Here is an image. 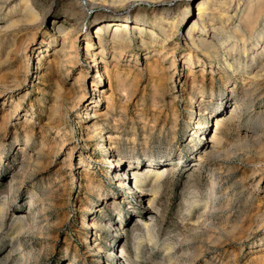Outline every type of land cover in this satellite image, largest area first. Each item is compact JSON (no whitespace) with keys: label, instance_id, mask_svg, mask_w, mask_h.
I'll list each match as a JSON object with an SVG mask.
<instances>
[{"label":"rangeland","instance_id":"1","mask_svg":"<svg viewBox=\"0 0 264 264\" xmlns=\"http://www.w3.org/2000/svg\"><path fill=\"white\" fill-rule=\"evenodd\" d=\"M90 1L0 0V264H264V89L245 97L252 68L192 42L216 43L211 27L238 19L212 2L201 22L206 0ZM94 53L106 63L95 68ZM133 155L151 174L143 193L121 185ZM94 242L104 255L88 261Z\"/></svg>","mask_w":264,"mask_h":264},{"label":"bare ground","instance_id":"2","mask_svg":"<svg viewBox=\"0 0 264 264\" xmlns=\"http://www.w3.org/2000/svg\"><path fill=\"white\" fill-rule=\"evenodd\" d=\"M97 1H99L98 3H105L106 4V1L107 0H92V1H90V2H93V3H95V2H97ZM111 1V0H110ZM121 1V0H120ZM119 1V2H120ZM135 1V0H134ZM149 1V0H148ZM150 1H152V0H150ZM154 1V0H153ZM152 1V2H153ZM113 2V1H112ZM111 2V3H112ZM118 2V1H117ZM117 2H115L114 1V3H115V5H116V3ZM118 2V3H119ZM132 2V1H131ZM136 2V1H135ZM212 2H214V6L215 5H217V4H219V7L217 8V9H220L219 10V13H221L222 14V16L223 17H225V18H227V21L228 22H230L232 19H235V18H237L238 20V22H237V24H235L233 27H231V29H230V31H225V29L223 28V26L221 27H218V28H216V27H211L212 28V30H213V33L214 34H219L218 35V37L217 38H214L215 37V35L213 36V39H216V43L215 42H207V41H199V42H196L195 40H192V42H193V44H195V45H197V48L199 47H206L207 49H208V47L209 48H211L212 50L213 49H221V50H223V51H225V53L229 56V57H231V56H233L232 58H233V61L234 60H236V62L238 63V65L239 66H242L243 65V62H245V66H246V68L247 69H249V68H252V70H249V72H248V75H247V83H245L244 85H242V89H241V93L242 94H245L244 96L246 97V96H248V95H250V96H253V98H254V95L256 96V93L258 92V91H260V90H262V89H264V0H206L204 3H202V4H200L201 6H200V8H198L200 11V13H199V18H200V20H201V22H204L205 20L207 21V19H205V17H203L201 14H202V12L203 11H201V10H203V9H205L206 7L205 6H208V5H210V3H212ZM91 4V3H90ZM122 1H121V4H119V5H121L122 6ZM95 4H93V6H94ZM118 5V4H117ZM229 5V6H228ZM101 6V5H100ZM120 7V6H119ZM204 7V8H203ZM225 7H229L228 8V10L226 11V9H225ZM29 8V7H28ZM216 8V7H215ZM29 9H32V8H29ZM242 9V14H241V16H239V11ZM212 10H215V9H212ZM231 11H233V13L234 14H230L231 13ZM30 12V11H29ZM29 12H26V13H29ZM206 12V11H205ZM216 12V11H215ZM230 12V13H229ZM25 13V14H26ZM210 14V13H209ZM218 14V13H217ZM30 16H31V21H33L34 19L36 20V19H38L37 17V13H34L33 12V10H31V14H29ZM215 16H217V15H215ZM221 16V15H220ZM25 17L26 18H28L27 17V14L25 15ZM30 18V17H29ZM209 18V17H208ZM214 18V17H213ZM212 18V19H213ZM215 18H218V17H215ZM29 20V19H28ZM209 20V19H208ZM215 20V19H214ZM213 20V21H214ZM30 22V21H29ZM34 22V21H33ZM35 22H37V21H35ZM31 23V22H30ZM207 23V22H206ZM222 23V22H221ZM222 24H224V23H222ZM233 24V23H232ZM174 25V24H173ZM203 25H204V28H203V30L205 31V30H207V29H205L206 27H205V24L203 23ZM211 26V25H210ZM195 27H197V26H195ZM32 28V27H31ZM98 29H100V32H101V28L99 27ZM97 29V30H98ZM77 29H75L74 31H76ZM140 30V29H139ZM141 31V30H140ZM99 32V33H100ZM130 33V32H129ZM63 41H62V49L64 50L65 48H66V43H67V40L66 39H68V38H70L69 36L70 35H72L73 34V31L71 30V29H66L65 30V32H63ZM76 34V33H75ZM127 34H128V32H127ZM224 34L225 35H227V37L225 38L224 37ZM141 35V34H140ZM113 36L115 37V38H117L118 39V41H119V39H122V40H124L125 38H127V37H124L125 36V34H124V32L123 31H121V28L119 29V27H115L114 28V33H113ZM140 37V36H139ZM192 38V37H191ZM116 39V40H117ZM192 39H195V38H192ZM126 40V39H125ZM215 41V40H214ZM116 42V41H115ZM125 42V41H124ZM124 42L122 41V43H123V45H125L124 44ZM70 45V44H69ZM127 45V44H126ZM68 46V45H67ZM74 47H77V46H75V41L72 43V47L69 49V50H71V49H73ZM90 47H91V44L90 43H88L87 42V44H86V52H90ZM116 49V48H115ZM114 49V50H115ZM201 49V48H200ZM62 50V51H63ZM68 50V49H67ZM113 50V51H114ZM116 50H118V49H116ZM120 50V49H119ZM122 50V49H121ZM120 50V51H121ZM59 51H61V50H59ZM64 51H66V49L64 50ZM75 51V50H74ZM123 51H124V49H123ZM208 51V50H207ZM206 51V52H207ZM211 51V50H210ZM54 52V51H53ZM70 52V51H69ZM219 52V51H218ZM77 53V52H76ZM104 54L106 53V52H103ZM208 53V52H207ZM71 54V53H70ZM69 54V55H70ZM122 52L121 53H116L115 52V54L113 55V59L115 60V61H117V62H119V60L122 58ZM54 55H55V53H54ZM236 55H239L240 57L241 56H243V57H245V61H243L242 59H240V57L238 58V59H236ZM80 56V55H79ZM93 58L95 59V61L97 62L96 64H95V68H97V65L98 64H105L106 62H105V60H104V55H103V57L102 58H97V55L94 53L93 54ZM149 58V57H148ZM148 58H146V59H148ZM57 59V58H56ZM78 59H80V58H78ZM249 59H250V61H249ZM58 60H59V58H58ZM114 60H112V61H114ZM125 61V60H124ZM39 62H40V60H39ZM229 62V61H228ZM61 63V62H60ZM235 63V62H234ZM39 64V63H38ZM65 64V63H64ZM117 64V63H116ZM120 64V63H119ZM193 64H194V61H193V57H192V54H191V56L189 57V59L185 62V64H184V66H186V68H185V70L187 71V74L188 75H193L192 73H193V71H192V68H193ZM232 64V63H231ZM41 65V64H40ZM107 65V64H106ZM236 64H234V66H235ZM102 66V65H101ZM115 66H118V65H115ZM176 65H175V63L173 62V69L174 70H176V67H175ZM237 66V65H236ZM227 67L228 68H232V65H230L229 63H227ZM40 68V67H39ZM108 68L106 67V66H104V68H103V71H101V70H98V77L96 78V79H99V83H101V81H102V77H103V75L105 74V75H110V78L112 77L111 76V73L107 70ZM116 71V70H115ZM231 71V70H230ZM118 72V71H117ZM117 72H115L116 74H117ZM205 72V70L202 72V74ZM228 72V71H227ZM113 73H114V71H113ZM229 73V72H228ZM114 76V75H113ZM116 76V75H115ZM109 78V77H108ZM117 78H118V76H116V80H117ZM110 80V79H109ZM112 80V79H111ZM115 80V81H116ZM172 80V79H171ZM113 81V80H112ZM173 81V80H172ZM118 82V81H117ZM193 82H195V80H193ZM197 82V81H196ZM243 84V83H242ZM176 85V84H175ZM194 85V84H193ZM171 86V85H170ZM195 87V86H194ZM101 88V87H100ZM93 90L95 91V92H99V89H98V85L97 86H95V87H93ZM240 90V89H239ZM63 92V91H62ZM201 92V91H200ZM60 93L61 92H57V93H55L56 94V96L57 97H55L56 99H57V101L58 102H60V103H58L56 106H57V108L59 107V106H61V95H60ZM61 94H64V93H61ZM259 95V94H258ZM79 97H80V101L82 100V98L84 97V96H80L79 95ZM79 97H77V98H79ZM211 99H209V101H214V99H215V95H214V92H212L211 93ZM249 97V96H248ZM247 97V98H248ZM62 98H63V95H62ZM101 99L99 100V102L98 103H100L101 101H103L102 100V98H105V96L104 95H102L101 97H100ZM244 98V97H243ZM250 98V97H249ZM246 99V98H245ZM63 101H64V99H62ZM79 100V99H78ZM106 100H107V102L108 103H110V101L112 100V99H110L109 97H107L106 98ZM56 101V102H57ZM75 101V100H74ZM205 102V96L204 95H201V102H200V105H202V103H204ZM78 103H79V101H78ZM240 103V102H239ZM238 103V104H239ZM194 104V103H193ZM222 104V103H221ZM225 104V103H224ZM90 105H92V103H90L88 106H90ZM63 106V105H62ZM215 106V105H214ZM223 106V105H222ZM235 106V105H234ZM77 107V106H76ZM94 109L96 108V107H98V106H92ZM220 107V106H219ZM108 108H111V110L112 109H114V105H108ZM218 109V108H217ZM56 110V109H55ZM58 110H59V108H58ZM239 110V109H238ZM60 111H61V109H60ZM235 111H237V106H235V109L233 110V112H231V114H233V113H236ZM56 111H54V113H55ZM57 113H58V111H57ZM62 113V112H61ZM212 113L213 114H215L216 113V111L214 110V111H212ZM56 114V113H55ZM88 114H90V113H88ZM101 114V113H100ZM100 114L96 111V110H94V112H93V116L94 117H97V116H99L100 117ZM234 115V114H233ZM236 115V114H235ZM92 116V117H93ZM102 116V115H101ZM106 116V120H108L109 119V115H105ZM99 117H97V118H99ZM96 119V118H95ZM218 120V119H217ZM194 121V120H193ZM220 121V120H219ZM220 122H222V121H220ZM206 123V122H205ZM215 124V123H214ZM197 126H196V128L197 129H200L202 126V124L201 123H197L196 124ZM216 126L217 127H219L220 126V123L218 122V121H216ZM216 127V129L215 130H217L218 128ZM215 128V127H214ZM89 129V131H90V133L92 134V137L93 138H98V139H100V140H103V138H104V134H103V132H101V133H99V131H100V124L99 123H95V125H94V128H88ZM87 129V130H88ZM218 130L215 132V134H214V136H213V143L214 144H218V142H219V134H218ZM213 135V134H212ZM29 138V137H28ZM30 140V139H29ZM210 141H211V139H210ZM113 143H111V148H113ZM115 147V146H114ZM116 148V147H115ZM143 152H144V155H149L150 153H152L153 152V150H152V146L148 143L144 148H143ZM206 152H208V151H206ZM212 152H213V150H212ZM212 152H210V153H212ZM215 152V151H214ZM205 153V152H204ZM122 157H120L119 159H118V161L117 160H111L110 159V163L111 164H114V167L116 168V169H119L120 167H122L123 166V163H124V161L121 159ZM202 159V158H201ZM134 160H138V162H136V163H134L133 161ZM140 160H139V158L138 157H134V155L133 156H131V157H129V160H128V162H129V169H128V171L126 172V175H127V173L129 174V176H128V178H124L123 179V181L121 182V185H125V184H130L131 185V183H133V185H134V187H135V189H138V191H140L141 193H143V187H144V185H145V181H144V178L145 177H147V179H149V174L148 175H145V174H147V173H144L143 175H141L140 174V169H139V167L141 166V164H140V162H139ZM114 162H116V163H114ZM130 168H131V170H130ZM152 170V169H151ZM119 171V170H118ZM154 171V170H153ZM152 173V172H151ZM130 174H132V177L133 178H131L130 177ZM161 173H159V175H160ZM151 175V174H150ZM158 175V174H157ZM159 175L158 176H156V177H159ZM161 177H162V175H161ZM147 181V180H146ZM132 185V186H133ZM217 185V184H216ZM127 186V185H126ZM131 187V186H130ZM132 189H134V188H132ZM134 189V190H135ZM210 189L212 190V192H211V194L210 195H212V197H213V194H214V187H213V185L210 187ZM210 190V191H211ZM209 195V196H210ZM215 195V194H214ZM216 196V195H215ZM209 200H210V198H209ZM212 201V200H211ZM210 204V203H209ZM211 204H212V202H211ZM34 205V201H32V203H31V206H33ZM210 209V208H209ZM36 216V215H35ZM34 220H35V218H34ZM32 222V221H31ZM34 224V223H33ZM97 226H96V224H94L93 225V228H96ZM95 241V240H94ZM99 243V242H98ZM97 242H94V243H90L89 245H87V248L86 249H89V252H91V254H89L90 256H88V255H85V257H84V253L82 252L81 253V251H80V249H79V260H81V259H83V258H87V256H88V261H96V260H98V258L99 257H101V255L103 254V252H104V249H103V247L102 246H100L99 244H98ZM121 249H123L122 247H121ZM139 249V248H138ZM31 250H33V249H31ZM40 250V249H39ZM78 250V248L77 249H75L74 251H71L70 249L67 251V254H66V257H67V260L68 261H71V260H73L74 259V257H75V253H76V251ZM117 250V249H116ZM37 251V250H36ZM124 251V254L126 255V251L125 250H123ZM78 252V251H77ZM88 252V253H89ZM109 252V254H111V255H113L112 254V252H114V251H111V250H109V251H107V253ZM29 253H32V252H29ZM34 253V252H33ZM87 253V254H88ZM139 253H141V252H139ZM35 254V253H34ZM104 255V254H103ZM78 256V255H77ZM106 256V255H105ZM121 256V255H120ZM32 257H35V256H28V254H26V256H25V264H28L27 263V260H29L30 258H32ZM116 257H119L118 255H116ZM77 258V257H76ZM120 259H121V257H119ZM78 259V258H77ZM105 259V258H104ZM107 259V258H106ZM22 260V259H21ZM78 260V261H79ZM77 261V262H78ZM73 262V261H72ZM171 263V262H170ZM76 264V263H75Z\"/></svg>","mask_w":264,"mask_h":264}]
</instances>
